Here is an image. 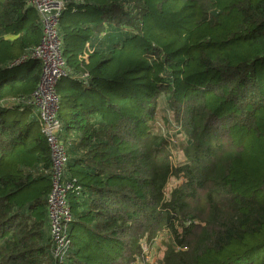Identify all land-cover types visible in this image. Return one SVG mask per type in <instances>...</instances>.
Here are the masks:
<instances>
[{
	"label": "trees",
	"instance_id": "trees-1",
	"mask_svg": "<svg viewBox=\"0 0 264 264\" xmlns=\"http://www.w3.org/2000/svg\"><path fill=\"white\" fill-rule=\"evenodd\" d=\"M183 2L190 28L182 42L153 43L144 54L147 73L159 76L137 116L113 103V117L60 106L65 130L78 133L67 165L83 187L70 198L71 245L62 262L44 241L50 149L30 107L0 106V264H133L143 256L141 241L162 232L168 241L157 264H264V72L257 70L264 0ZM140 4L91 5L116 31H140L147 14ZM40 35L26 0H0V101L38 83L39 60L25 62L22 74L6 65ZM113 45L93 67L94 87L111 82L98 75ZM160 95L184 135L178 165L155 126ZM172 176L182 181L166 195Z\"/></svg>",
	"mask_w": 264,
	"mask_h": 264
},
{
	"label": "rangeland",
	"instance_id": "rangeland-1",
	"mask_svg": "<svg viewBox=\"0 0 264 264\" xmlns=\"http://www.w3.org/2000/svg\"><path fill=\"white\" fill-rule=\"evenodd\" d=\"M71 0H69L70 2ZM105 0H81L87 6L86 15L96 17L98 11L92 8L91 4H100ZM123 6H132L131 4L141 2L139 9L146 12L143 17V29L140 31L124 29L112 30L111 40L113 48L107 53V62L101 70V77L111 79V82L100 83L98 86H84L77 84L67 78L60 79L56 84V91L60 98L61 109L67 110L70 105L77 104L83 110L97 107L101 114L113 117V111L109 110L110 104L119 105L121 111L131 116H137L141 110V103L154 91L159 74H148L146 65L148 59L144 54L149 53L156 45L165 44L169 49H175L182 42L181 33L187 26L188 10L185 8L183 0H118ZM70 4V3H69ZM84 7V6H81ZM138 7H136L137 10ZM84 8L80 9L78 13ZM71 10L65 12L63 19H67ZM60 21L59 33L63 43V56L69 60L73 56L69 41L62 34L64 20ZM238 44L234 45L237 51ZM239 50V49H238ZM238 53V52H237ZM5 64V63H4ZM261 67V68H260ZM264 72V64H257L259 73ZM25 66L22 64L14 69L8 70L9 74H22ZM264 78V73L260 74ZM155 126L160 130L161 135L168 140L171 149V160L174 165L184 161V155L180 144L184 140L181 127L176 123L173 117L172 109L167 104L166 98L160 95L157 105V117ZM73 168V167H70ZM66 177L69 176L64 172ZM182 181L181 177L172 176L167 183L165 193L168 195L170 190ZM168 237L166 232L159 233L151 242L141 241L143 256L135 261L137 264H157L166 248ZM264 254V251L262 252ZM260 253V257L262 256Z\"/></svg>",
	"mask_w": 264,
	"mask_h": 264
},
{
	"label": "built area",
	"instance_id": "built-area-1",
	"mask_svg": "<svg viewBox=\"0 0 264 264\" xmlns=\"http://www.w3.org/2000/svg\"><path fill=\"white\" fill-rule=\"evenodd\" d=\"M68 2L69 0H26V6L37 13L41 35L37 44L8 61L6 66L14 68L31 59H37L41 62L40 78L28 95L11 96L0 101L3 108L17 107L21 110L30 107L50 149V190L46 199V212L50 255L59 262L65 259L71 245L70 226L73 214L70 198L81 195L83 187L76 178L64 175L69 155L62 139L63 123L59 117L60 98L56 84L62 78L87 83L89 75L87 71L77 73L70 70L63 56L59 24ZM41 264L49 263L44 261Z\"/></svg>",
	"mask_w": 264,
	"mask_h": 264
},
{
	"label": "crops",
	"instance_id": "crops-1",
	"mask_svg": "<svg viewBox=\"0 0 264 264\" xmlns=\"http://www.w3.org/2000/svg\"><path fill=\"white\" fill-rule=\"evenodd\" d=\"M70 3V4H69ZM84 6V7H81ZM84 8L81 13H78L80 9ZM87 6L81 2V0H71L68 2V8L63 12L60 21H62L64 14L68 9L71 10L67 19H63L65 25L62 29V34L69 41L70 48L66 46V50H71L74 54L71 59H69L67 66L70 70L81 73L84 71L88 72L87 83H82L77 80H72L67 78L77 84L91 87L95 84L96 78L93 72V67L98 62L102 52L107 51L112 46L110 24L103 19L102 13L98 11L97 8L92 7L98 11V15L92 18L86 15ZM84 55V58L81 56ZM74 104L70 105L67 110L63 112H71V108ZM77 105V104H76ZM62 121V120H61ZM63 123L62 139L70 147L74 140L78 139V133L74 130L66 131ZM69 158L72 156L70 152L68 153ZM65 173L69 176L72 172L67 165ZM48 225V222L46 223ZM49 237L48 230H45L44 241L47 243ZM2 241H0L1 243Z\"/></svg>",
	"mask_w": 264,
	"mask_h": 264
}]
</instances>
